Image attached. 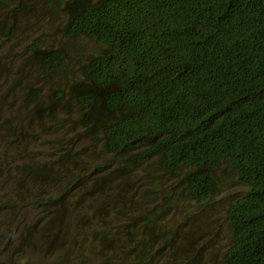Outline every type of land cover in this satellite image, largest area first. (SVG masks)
<instances>
[{
    "label": "trees",
    "instance_id": "1",
    "mask_svg": "<svg viewBox=\"0 0 264 264\" xmlns=\"http://www.w3.org/2000/svg\"><path fill=\"white\" fill-rule=\"evenodd\" d=\"M34 253L264 264V0H0V264Z\"/></svg>",
    "mask_w": 264,
    "mask_h": 264
},
{
    "label": "rangeland",
    "instance_id": "2",
    "mask_svg": "<svg viewBox=\"0 0 264 264\" xmlns=\"http://www.w3.org/2000/svg\"><path fill=\"white\" fill-rule=\"evenodd\" d=\"M20 33V32H19ZM31 33V32H30ZM27 34V33H26ZM28 34H29V32H28ZM38 34V33H37ZM56 41V44H58L60 41L61 42H63L64 40H63V38H62V36L61 35H57V36H55L54 37V39H53V42H52V44H54V42ZM3 48V49H2ZM1 48V51L2 52H5V51H7L8 49H7V46H4V47H2ZM22 50H23V48L22 47H17L16 49H14V50H12L13 52L11 53V55L16 59V58H19V56H20V54L22 53ZM17 63V62H16ZM9 101V100H8ZM10 102V101H9ZM3 115L5 114V110L3 111V113H2ZM2 115V116H3ZM37 152H40V151H42V152H45L46 154H51V151L50 150H46V149H44L42 146H40V148H38L37 150H36ZM185 205H186V207H192L193 206V203L192 202H185ZM189 209H191V208H189ZM35 216V213H30L27 217H26V219H25V223H26V225L28 226L29 224H30V221L32 220V218ZM217 225L218 224H222L223 225V220L220 218L217 222ZM15 225H17V222H14L13 224H12V227L13 226H15ZM216 225V226H217ZM26 264H47L46 263V261L43 259V258H40L36 253H34V255L32 256V255H30L29 257H28V261H27V263Z\"/></svg>",
    "mask_w": 264,
    "mask_h": 264
}]
</instances>
